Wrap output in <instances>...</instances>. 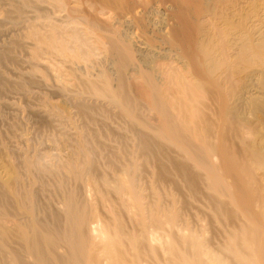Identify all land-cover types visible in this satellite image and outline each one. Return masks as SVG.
<instances>
[{"label": "bare ground", "instance_id": "6f19581e", "mask_svg": "<svg viewBox=\"0 0 264 264\" xmlns=\"http://www.w3.org/2000/svg\"><path fill=\"white\" fill-rule=\"evenodd\" d=\"M0 264H264V0H0Z\"/></svg>", "mask_w": 264, "mask_h": 264}, {"label": "rangeland", "instance_id": "374dc122", "mask_svg": "<svg viewBox=\"0 0 264 264\" xmlns=\"http://www.w3.org/2000/svg\"><path fill=\"white\" fill-rule=\"evenodd\" d=\"M22 55H24L23 53H21V55H20V57L21 58H23V56ZM35 91H36V89H35ZM14 97H13V96ZM10 96L13 98H11L12 100H15V102H17V103H19V105H20V103L22 104L23 103V99H22V97H21V95H19V94H16V93H14V94H10ZM20 96V97H19ZM17 99H16V98ZM15 98V99H14ZM21 98V99H20ZM55 100V102L54 103H63V102H61V101H63L61 98H59V100H58V97H52V102ZM18 100V101H17ZM22 100V101H21ZM60 101V102H59ZM23 106H24V103L22 104ZM22 105H20V106H22ZM23 115L25 114V113H22ZM20 116H21V114H20ZM32 120H30V122H31ZM30 122H29V125H27L28 126V131H26L28 134H29V136H32V133H33V121L31 122V124H30ZM31 126V127H30ZM32 129V130H31ZM31 132V133H30ZM26 133V134H27ZM27 134V135H28Z\"/></svg>", "mask_w": 264, "mask_h": 264}]
</instances>
